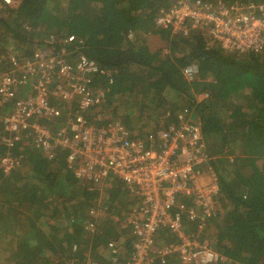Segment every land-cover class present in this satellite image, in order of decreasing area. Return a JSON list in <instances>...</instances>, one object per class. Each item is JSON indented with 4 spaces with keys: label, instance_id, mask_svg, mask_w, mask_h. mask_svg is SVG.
Returning <instances> with one entry per match:
<instances>
[{
    "label": "trees",
    "instance_id": "obj_1",
    "mask_svg": "<svg viewBox=\"0 0 264 264\" xmlns=\"http://www.w3.org/2000/svg\"><path fill=\"white\" fill-rule=\"evenodd\" d=\"M202 1L239 7L264 3ZM175 2L16 0L6 5L0 0V57L11 47L27 59L39 50L49 55L65 48L76 50L73 61L84 55L100 66L102 72L89 83L99 96L91 108L83 110L76 97H52L58 113L39 119L52 135L69 128L73 115L95 130L120 121L132 137L143 138L159 130L161 122L167 126L176 121L184 109L193 111L221 184L206 235L217 239L230 264H264V49L232 52L206 27L187 23L185 34L157 26L159 11ZM70 36L76 38L73 43ZM152 37L159 45L151 43ZM191 64L199 71L188 80L184 70ZM9 68L0 66L1 71ZM34 82L30 76L25 89ZM26 134L17 147L0 143V264L95 261L109 241L132 234L110 222L112 215L123 217L137 203L119 178L112 175L104 186L79 179L68 165L67 150L58 145V155L49 158ZM9 154H22L25 161L5 173L2 160ZM105 194L112 210L104 219V232L92 234L84 225L90 209L101 198L106 202ZM164 235L159 244L177 240ZM125 248L131 251V246Z\"/></svg>",
    "mask_w": 264,
    "mask_h": 264
},
{
    "label": "built area",
    "instance_id": "obj_2",
    "mask_svg": "<svg viewBox=\"0 0 264 264\" xmlns=\"http://www.w3.org/2000/svg\"><path fill=\"white\" fill-rule=\"evenodd\" d=\"M3 2L12 5L16 0ZM187 23L192 28L210 29L213 37L232 52L264 49V3L239 7L177 0L170 8L161 9L156 19L157 26L172 27L175 32L183 29L185 34L189 32ZM75 39L70 36L68 41ZM75 51L63 48L60 53L47 55L39 50L27 59L11 47L5 57H0V66H10L0 70V143L17 147L25 131L52 159L60 145L68 151V165L79 179L103 185L113 175L137 198L127 215L115 214L110 219L132 234H124L123 241H109L108 258L103 263L89 258L81 264H165L173 255L178 264H230L218 249L217 239L206 236L217 212L221 184L211 165L202 124L193 111L184 109L176 121L167 126L161 122L159 130L143 138L132 137L120 121L95 130L86 126L81 116L73 119L72 115L71 126L59 128L57 135L41 123V117L58 113L51 101L54 96L70 101L79 98L83 110L99 101L89 83L93 75L102 72L100 66L84 55L73 61ZM198 71V66L191 64L184 73L192 80ZM33 75L35 82L26 90L24 85ZM24 161L22 154L5 156L4 172L10 173ZM108 201L107 196L106 202L90 209L86 231L104 232L102 223L112 210ZM161 233L177 240L164 239L159 244ZM127 245L131 251L126 250Z\"/></svg>",
    "mask_w": 264,
    "mask_h": 264
},
{
    "label": "crops",
    "instance_id": "obj_3",
    "mask_svg": "<svg viewBox=\"0 0 264 264\" xmlns=\"http://www.w3.org/2000/svg\"><path fill=\"white\" fill-rule=\"evenodd\" d=\"M106 196H107V195L105 194V200H106ZM101 200H104V199L101 198L100 201H99V203H98L97 205H99V204H101V203L103 204V203L105 202V201H101ZM88 219H89V218H88ZM110 222H111V221H110ZM102 224L105 226L104 222H103ZM112 224L119 225V224H117V223H112ZM206 236H207V235H206ZM208 236H209V235H208ZM209 237H210V236H209ZM123 238H124V234H123L122 239H123ZM122 239H121V240H122ZM122 241H123V240H122ZM100 253H102V254H101V258H96V259H97L99 262L103 263V262H104L105 260H107V258H108V257H105L106 254L108 255V250L105 251V254H103L104 252H102V251L100 250ZM0 257H1V254H0ZM171 259H172L173 261L176 262V261H177V256H176V255H173V256L170 257V260H171Z\"/></svg>",
    "mask_w": 264,
    "mask_h": 264
},
{
    "label": "rangeland",
    "instance_id": "obj_4",
    "mask_svg": "<svg viewBox=\"0 0 264 264\" xmlns=\"http://www.w3.org/2000/svg\"><path fill=\"white\" fill-rule=\"evenodd\" d=\"M154 38H155V37H152V38H151V43H154V42H155V44H158V45H159V43L157 42L158 39H156V38L154 39ZM158 45H153V46H156V47H157ZM109 178H110V177H109ZM109 178H108V179H109ZM108 179L105 181V183L108 181ZM105 183H104L103 185L101 184L100 186H104ZM101 201H104V200H101Z\"/></svg>",
    "mask_w": 264,
    "mask_h": 264
}]
</instances>
